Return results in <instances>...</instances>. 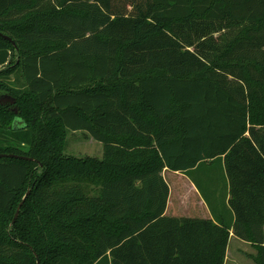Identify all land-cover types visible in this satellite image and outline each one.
<instances>
[{
  "label": "trees",
  "instance_id": "16d2710c",
  "mask_svg": "<svg viewBox=\"0 0 264 264\" xmlns=\"http://www.w3.org/2000/svg\"><path fill=\"white\" fill-rule=\"evenodd\" d=\"M0 96L34 160L0 158V264H225L231 231L264 264V0H0ZM165 171L213 219L167 216Z\"/></svg>",
  "mask_w": 264,
  "mask_h": 264
},
{
  "label": "rangeland",
  "instance_id": "374dc122",
  "mask_svg": "<svg viewBox=\"0 0 264 264\" xmlns=\"http://www.w3.org/2000/svg\"><path fill=\"white\" fill-rule=\"evenodd\" d=\"M13 59H15V57H13L12 60ZM98 85H100L98 82L91 83L88 85V89H95ZM103 153V145L92 139L87 133L71 131L67 133L64 155L75 158L90 157L101 159ZM163 177L172 193L169 217L194 219L209 218L208 212H205L200 205L198 206L196 204V202L199 203V201L195 198V193H193V190L190 188V183L192 181L188 176L172 171H165ZM203 179L205 180L204 177ZM198 182L202 184V189L205 191L203 195L207 196L210 191H206V187L201 178ZM182 195L184 197L183 201ZM200 196L205 202L201 194ZM256 257L257 250L254 246L246 245L234 239L229 244L225 264H257L255 260Z\"/></svg>",
  "mask_w": 264,
  "mask_h": 264
},
{
  "label": "crops",
  "instance_id": "0c3cea01",
  "mask_svg": "<svg viewBox=\"0 0 264 264\" xmlns=\"http://www.w3.org/2000/svg\"><path fill=\"white\" fill-rule=\"evenodd\" d=\"M181 175H184V174H181ZM191 182V181H190ZM191 185V189L193 190L192 192L193 193H195V198H197V200L199 201V203L198 202H196V204L199 206H201V208H203V210L205 211V212H208V216H209V218H203V219H213V217H212V214H211V212H210V210H209V208L207 207V205L205 204V202L203 201V199L201 198V196H200V193H199V191L197 190V188L195 187V185L191 182L190 183ZM187 197V196H186ZM171 198H172V193H171V189H170V197H169V201H168V205H167V211H166V215L168 216L169 215V210H170V204H171ZM228 199H229V197H228ZM184 200V197H183V195H182V201ZM205 208V209H204ZM175 218H178V217H175ZM184 218V217H183ZM238 240L239 242H242V243H244V244H246V245H252L251 243H247V242H244V241H242V240H240V239H238L235 235H234V232L233 231H231V238H230V242L231 241H233V240ZM230 242H229V244H230ZM253 246V245H252ZM228 249H229V246H228ZM227 253H228V250H227Z\"/></svg>",
  "mask_w": 264,
  "mask_h": 264
},
{
  "label": "water",
  "instance_id": "95a60500",
  "mask_svg": "<svg viewBox=\"0 0 264 264\" xmlns=\"http://www.w3.org/2000/svg\"><path fill=\"white\" fill-rule=\"evenodd\" d=\"M4 39L12 42L14 45L15 43L7 36H3ZM8 104H15V100L12 99L11 97H8V96H0V106H6ZM17 113V111H16ZM17 124H22V121H15L14 123V127H16ZM11 158V159H21V160H29V161H34L33 159H30V158H27V157H21V156H17V155H5V154H0V158ZM29 193H27V195L24 197L23 199V202L20 204V207L18 208V211L15 215V219H14V222L17 220L18 216H19V213H20V208L22 207L24 201L26 200L27 196H28ZM38 264H40L38 262Z\"/></svg>",
  "mask_w": 264,
  "mask_h": 264
}]
</instances>
